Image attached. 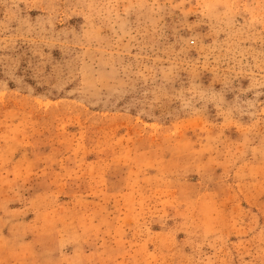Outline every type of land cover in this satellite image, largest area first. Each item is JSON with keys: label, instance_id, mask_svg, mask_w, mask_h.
Instances as JSON below:
<instances>
[{"label": "rangeland", "instance_id": "374dc122", "mask_svg": "<svg viewBox=\"0 0 264 264\" xmlns=\"http://www.w3.org/2000/svg\"><path fill=\"white\" fill-rule=\"evenodd\" d=\"M0 264H264V0H0Z\"/></svg>", "mask_w": 264, "mask_h": 264}]
</instances>
